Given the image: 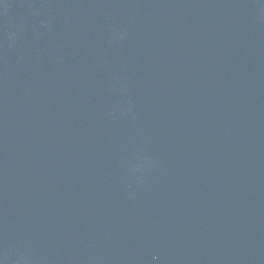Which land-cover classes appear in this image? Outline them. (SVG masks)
<instances>
[{"label": "water", "instance_id": "1", "mask_svg": "<svg viewBox=\"0 0 264 264\" xmlns=\"http://www.w3.org/2000/svg\"><path fill=\"white\" fill-rule=\"evenodd\" d=\"M0 264H264V0H0Z\"/></svg>", "mask_w": 264, "mask_h": 264}]
</instances>
